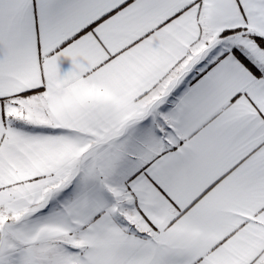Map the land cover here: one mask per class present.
Segmentation results:
<instances>
[{
	"label": "snow or ice",
	"instance_id": "1",
	"mask_svg": "<svg viewBox=\"0 0 264 264\" xmlns=\"http://www.w3.org/2000/svg\"><path fill=\"white\" fill-rule=\"evenodd\" d=\"M0 264H264V0H0Z\"/></svg>",
	"mask_w": 264,
	"mask_h": 264
}]
</instances>
